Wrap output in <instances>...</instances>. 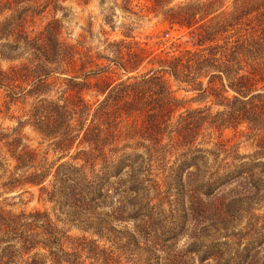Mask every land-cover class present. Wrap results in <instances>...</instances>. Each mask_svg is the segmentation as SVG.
I'll list each match as a JSON object with an SVG mask.
<instances>
[{
  "label": "trees",
  "instance_id": "16d2710c",
  "mask_svg": "<svg viewBox=\"0 0 264 264\" xmlns=\"http://www.w3.org/2000/svg\"><path fill=\"white\" fill-rule=\"evenodd\" d=\"M66 1L0 0V60L11 63L0 65V113L18 122L0 127V197L31 199L36 189L39 202L98 238L68 237L46 209L1 205L0 264H125L137 247L149 252L145 264H264V152L248 158L228 141L197 142L209 129L245 126L264 149V0H233L231 10L223 0H152L191 36L192 47L165 56L130 33L107 38L103 52L63 38L56 13ZM173 82L205 105L182 110ZM129 119L147 156L118 146ZM26 126L48 146L25 142ZM174 149L183 150L170 164ZM131 221L132 230L117 228Z\"/></svg>",
  "mask_w": 264,
  "mask_h": 264
},
{
  "label": "rangeland",
  "instance_id": "374dc122",
  "mask_svg": "<svg viewBox=\"0 0 264 264\" xmlns=\"http://www.w3.org/2000/svg\"><path fill=\"white\" fill-rule=\"evenodd\" d=\"M225 9L231 10L233 5V0H223ZM132 5L134 11L138 14H130L122 10L117 5L125 4L123 0H90L87 5L80 4L73 0H68L63 3L64 8L60 9L56 13V17L59 18L62 24V37L70 40L72 42L83 41L86 46L93 48V51L103 52L105 47V41L107 38L110 40L120 39L124 37V33H130V35H135L136 38L144 43L150 50H153L155 54L165 56L166 54L177 53L185 46H191V36L187 33V28H180L179 26H171L167 21L164 20L162 11L155 12L152 8V0H132ZM175 3V2H174ZM173 3V4H174ZM117 4V5H116ZM172 4V5H173ZM108 7H114L115 11L108 9ZM166 6L165 8H168ZM51 17V14H48V18ZM48 18L41 19L38 18L34 20L35 22L31 23L34 28V32H37L42 28V25L45 24ZM109 19V20H108ZM11 63L8 61H1L0 65L3 69L7 68ZM64 77V75H60ZM207 79H205L206 82ZM173 89L175 90L176 96L181 99L180 104L183 105L182 110L189 107L203 106L205 103H200L195 100L197 93L193 91L189 86H179L176 82H173ZM102 97V96H100ZM86 98L94 99L91 93L86 95ZM211 102L206 103L207 105ZM3 108V107H1ZM15 114H18L16 112ZM10 114L5 112L0 113V127L3 129L15 127L18 122L16 119H12ZM132 123V119L129 121H123L120 123V133L118 138V146L123 147L128 145L126 151L135 150L139 153H142L144 156H147V150L145 145L149 142L142 140L140 137L135 136L131 138L135 126ZM138 123V122H136ZM209 133H204L200 135L197 139L199 146L203 148L213 149L216 142L221 140L228 141L229 144L237 145V152L244 154L249 158L254 152H264L258 146L260 142V134L254 131L248 130L245 126L239 127L238 129L226 128L222 131L211 130ZM23 133L26 137L25 142L33 147L40 146L46 148L49 144L48 141L44 140L43 137L38 134L32 127L26 126L23 129ZM167 139H165V142ZM261 143V142H260ZM0 143V148H1ZM174 149L170 156H167L170 164L178 163V154L177 152L182 151ZM258 161L264 162V156H259ZM153 172L159 175V178L162 176V170L160 168V163H152ZM167 164L165 165L166 168ZM165 188V187H164ZM19 191H15L10 195H15L13 198L4 200V196L0 197V206L3 205L6 209H13L14 211H20L22 209L31 210L35 207L46 209L50 212L51 216L56 220L59 226L64 229L68 237L76 238L81 236H86L88 238H98V236L91 231H85L83 226L79 223L69 220L68 215L59 210L53 204H45L39 202L37 199V190L35 189V197L31 198L30 193H25L24 195H18ZM9 195V194H6ZM175 195H172L171 198L175 199ZM27 202V203H25ZM263 206L259 213L264 212V198L260 202ZM244 220V219H243ZM245 220L241 223L236 224L235 226H243ZM117 228L121 231L124 229H133L134 223H116ZM235 226L233 227L235 230ZM100 239V238H99ZM138 240L141 241V237H138ZM225 238H221V241ZM247 240V239H246ZM188 238L186 235L179 237V243L176 246V249L180 250L186 246ZM100 242L110 245L106 239H100ZM245 242V240H244ZM70 239L65 243V246H70ZM143 245V243H141ZM262 250H264V244L262 245ZM155 252V251H154ZM149 252L142 250L140 248H134L133 253L129 255V258L123 256V262L125 264H145V257H147ZM156 254L165 256V253L156 251ZM264 251L262 252V255ZM155 258H151L153 264H156ZM191 262V258L189 259ZM217 259L210 260L208 263L217 264ZM198 261L192 259V264H197Z\"/></svg>",
  "mask_w": 264,
  "mask_h": 264
}]
</instances>
